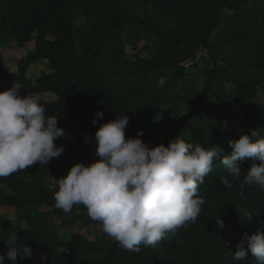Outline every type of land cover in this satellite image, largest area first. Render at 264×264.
<instances>
[{"label": "trees", "instance_id": "obj_1", "mask_svg": "<svg viewBox=\"0 0 264 264\" xmlns=\"http://www.w3.org/2000/svg\"><path fill=\"white\" fill-rule=\"evenodd\" d=\"M5 37L33 41L11 83L22 86L21 97L53 96L41 102L46 116H59L64 135L55 144L65 149L46 166L0 177V207L26 225L6 220L5 227L32 250L17 264H42L41 255L43 264H258L250 252L238 262L231 254L245 232L264 233V189L242 191L239 181L225 187L221 177L232 178L219 160L200 186L204 203L197 221L139 252L80 232L61 240L50 218L64 228L99 223L82 204L69 214L57 209L55 189L44 185L77 162L95 161L94 133L116 113L129 117L126 139L142 130L140 139L150 147L167 146L177 135L229 153V141L249 129L264 136V0H0V46ZM127 44L133 53L125 51ZM37 60L48 72L32 81L27 68ZM7 76L0 50V78ZM97 111L104 116L93 125ZM251 163L241 162L242 173ZM244 210L253 217L242 224ZM8 234L0 233V254L7 252ZM4 264L11 261L5 257Z\"/></svg>", "mask_w": 264, "mask_h": 264}, {"label": "clouds", "instance_id": "obj_2", "mask_svg": "<svg viewBox=\"0 0 264 264\" xmlns=\"http://www.w3.org/2000/svg\"><path fill=\"white\" fill-rule=\"evenodd\" d=\"M21 89L13 83L0 92V177L36 164L46 166L65 150L55 144L64 135L57 126L59 116H46L44 103L31 93L21 97ZM103 116L104 112L97 111L93 125ZM128 123L127 115L116 113L115 119L101 124L94 133L97 159L88 164L77 162L65 175L52 178L54 183L44 185L55 189L57 209L69 214L75 205L82 204L102 232L127 251L156 247L168 234L197 221L204 203L199 189L214 161L219 160L232 178L221 177L225 187L239 181L242 191L252 186L264 189V136L258 135L257 129L230 140L231 151L225 153L218 145H194L177 135L167 146L150 147L140 139L142 130L126 139ZM84 140L92 142L87 135ZM248 159L253 163L242 173L240 164ZM239 216L243 224L250 222L253 214L244 210ZM216 226L224 227L219 217ZM4 244L7 252L0 254V264L5 257L17 264L18 256H32L31 247L18 242L15 232L8 234ZM249 252L258 264H264V233L259 228L252 234L245 232L231 256L238 262ZM45 259L41 255L42 264Z\"/></svg>", "mask_w": 264, "mask_h": 264}, {"label": "rangeland", "instance_id": "obj_3", "mask_svg": "<svg viewBox=\"0 0 264 264\" xmlns=\"http://www.w3.org/2000/svg\"><path fill=\"white\" fill-rule=\"evenodd\" d=\"M77 23L83 22L82 18H78ZM33 48V41L24 44H18L11 37H5L1 43L0 50L3 53L5 59V66L8 71L7 77L0 78V92L8 89L12 86L11 77L17 72V63L18 60L25 56L26 53ZM125 51L127 53H133L135 49L132 48L131 44H127L125 46ZM141 54H145V52H141ZM198 57L201 54H197ZM187 70H191V66H185ZM48 72L46 62L42 60H37L31 63L27 68V77L34 81L41 73ZM35 97L40 100H50L53 96L50 93L44 94H36ZM227 106V102L222 103L221 108ZM6 191H8L6 189ZM78 206V205H75ZM84 214L87 213L85 210ZM80 214V213H79ZM8 220L10 221L12 226H21L26 227L23 222H19L13 214V210L10 208L0 207V233L8 234L10 232L9 229L5 227L4 222ZM50 222L52 224V229L57 233L61 240H67L71 231L80 232L84 234L89 239H110L111 237L107 236L102 232L101 226L97 223H91L87 227L83 226L82 223L78 222L73 227L64 228L58 222L54 221L50 218ZM224 224V223H223ZM225 227V224H224ZM223 227V228H224Z\"/></svg>", "mask_w": 264, "mask_h": 264}]
</instances>
